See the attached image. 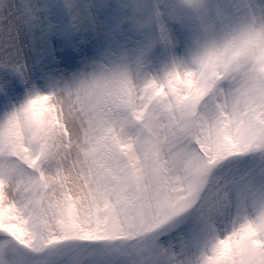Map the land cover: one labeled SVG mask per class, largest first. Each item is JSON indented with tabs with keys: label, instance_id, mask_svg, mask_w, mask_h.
Listing matches in <instances>:
<instances>
[{
	"label": "snow or ice",
	"instance_id": "snow-or-ice-1",
	"mask_svg": "<svg viewBox=\"0 0 264 264\" xmlns=\"http://www.w3.org/2000/svg\"><path fill=\"white\" fill-rule=\"evenodd\" d=\"M0 264H264V0H0Z\"/></svg>",
	"mask_w": 264,
	"mask_h": 264
}]
</instances>
